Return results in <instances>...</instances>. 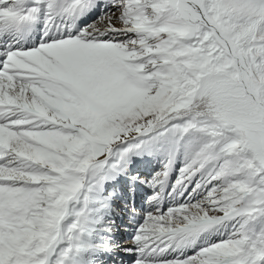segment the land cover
Here are the masks:
<instances>
[{"label": "rangeland", "instance_id": "374dc122", "mask_svg": "<svg viewBox=\"0 0 264 264\" xmlns=\"http://www.w3.org/2000/svg\"><path fill=\"white\" fill-rule=\"evenodd\" d=\"M89 1L99 4L81 23V28L89 26L108 8L104 17L116 15L120 21L103 29L97 38L121 51L118 66L127 68V74L136 80L132 86L134 100L130 105L119 102L118 106L107 108L103 117L87 116L79 126L65 123L61 126L67 130L63 134L69 140L66 151L58 148L54 159L37 160L45 165L42 169L37 170L35 166L34 171L26 173L38 175L39 179L24 186L23 207L28 209L24 215L26 231L13 232L14 241L24 235L25 241L40 242L37 250L28 254L39 258L49 256L47 263L50 264L58 259L61 250H70L66 236L77 227L79 213L89 209L91 221L81 234H89L91 245L81 254L83 261L75 260L77 264H198L200 261L264 264V77H261L264 74V14H249L246 8L240 14V9L229 4V0H190L204 12L207 23L182 0ZM9 5L13 8L16 3ZM102 6L106 10H100ZM1 7L13 10L7 5ZM12 17L9 13L8 20ZM210 24L231 45L240 64ZM92 39L96 38H90L91 42L97 41ZM258 41L259 45L255 43ZM61 76L59 81L65 85ZM8 108L0 107V137L9 121ZM16 109L19 110L12 108ZM46 118L50 120V116ZM24 123L20 132L24 130L27 137L18 134V129H13L16 130L13 135L21 141L24 137L27 155L32 144L28 139L33 140L31 127L47 132L52 131L53 123L43 119L40 125ZM83 147L88 150H80ZM115 148L129 156L125 164L130 170L119 177L115 171L121 157L120 153L114 155ZM8 149H11L10 142L0 144L5 155ZM32 150L40 151L41 146ZM82 154L89 157L87 166L79 159L84 157ZM205 155L207 160L192 170L190 167ZM16 157L6 155L1 161L17 165L13 164ZM242 157L248 161L243 169ZM174 160L175 165L169 169ZM211 164L216 168L204 175ZM88 171L105 184L101 197L95 200L88 196L92 191L83 185ZM133 176L138 178L139 185L130 192L134 189L130 181ZM127 178L130 179L126 181ZM72 181L78 185L73 187ZM123 183L125 186L120 190L119 185ZM243 188H248L250 193H244ZM109 192L113 195L111 198H107ZM116 192L121 198L115 196ZM251 202L255 203L252 210L248 206ZM245 207L250 209L248 215ZM151 214L162 217L160 227H169L167 215L176 218L179 230L170 232L171 238L168 235L149 237L140 228L150 221L151 217L145 219ZM118 216L127 220V226L126 223L117 226L122 220ZM127 227L129 233L120 237ZM34 229L37 235L32 234ZM245 235L249 239L245 240ZM181 241L185 247L188 244L192 248L176 251L175 246ZM173 242H176L174 246ZM230 243L248 259L239 263L234 256L239 252L233 253L232 249L221 254V247ZM107 249L114 254L113 258L103 255ZM233 257L237 258L234 262ZM0 264L6 263L0 260Z\"/></svg>", "mask_w": 264, "mask_h": 264}, {"label": "bare ground", "instance_id": "6f19581e", "mask_svg": "<svg viewBox=\"0 0 264 264\" xmlns=\"http://www.w3.org/2000/svg\"><path fill=\"white\" fill-rule=\"evenodd\" d=\"M182 1L185 2V0ZM10 2L16 3V6L14 5V7L11 8L9 5ZM37 2L38 0H0V65L3 69V71L0 70V72H2V74L0 75L2 76V78L0 79V107L5 108V106H10V108H8L7 110L10 111L9 115L11 116V118L9 116V121L4 126L5 129L3 127V134L2 137H0V144L8 142L9 145L10 142L11 149L7 150V156L12 155L13 158L16 157L14 154L23 156L16 157L17 159L16 161L14 160L15 162L13 164L16 163L17 165L12 166L7 164L6 162L1 161L2 158L6 157V155L2 150H0L3 152L2 154L0 152V260H3L6 264H48L47 262H49V256H47V258L46 256L39 258L33 256L31 257V254H28L34 253L37 250V246L40 245V242L32 244L31 242H29V240L25 241L24 235L20 240L14 241L11 234L13 232H20V229H24V231H26L24 215L26 214V211H28V209H24L23 207L25 204L23 201L24 197L22 196L23 190L25 189L24 186L26 184L34 183L39 179V177H37L38 175H26V173L34 171V169L32 168H34L35 166H37V170L39 168L42 169V167H44L45 165L40 164L37 160L44 161L49 158H51V160L54 159V151H58V148H60L62 151H66L65 148L67 147L65 146L68 145L67 141L69 140L66 139V137L68 136L63 135L65 131H67L66 128L61 126L64 123L68 124V126H79V123H81L80 121L86 119L87 116L95 115L98 118L103 117V115L107 112V108L112 109L113 107L118 106L119 102L130 105L134 100V87L132 86L134 85L133 83L136 80L132 77L133 75L130 76L129 74H127V68L124 69L123 67H121V64L120 66H118L120 60L118 53H121V51L119 52L118 48H116L114 44H109L104 41H98V38L100 36L97 34H101L103 29L109 28L110 25L120 24L119 19L115 18L116 15H108L104 17L103 14L98 17L97 20L91 22L89 26H83L81 30H79L76 34L74 33V31L76 30L73 29L75 16L79 15L77 19V25H80L81 22H84L87 17L94 13L99 2L93 3L89 0H40V4H37ZM228 3L233 4V6L238 10L240 9L239 12L242 11V8H246L249 14H264V0H229ZM6 5L13 10L10 11L7 7V11L6 9H3L1 7ZM195 7L197 10L194 7L192 8H194L198 12V9L200 7L196 4ZM235 8L234 12L236 10ZM239 12L237 15H239ZM9 13L13 14V17L10 18V21L8 20ZM198 13L200 14V12ZM202 13L203 16L201 14L200 16L206 21L207 18L203 11ZM49 14H56L57 21H47ZM240 14L242 13L240 12ZM58 20L61 22L59 23ZM64 23L66 24L64 25ZM212 29L214 30L215 27ZM68 36H72L73 39H70L72 37ZM90 38H96L92 40L97 41L91 42ZM224 42L225 41L223 40L222 43ZM255 43L259 45L260 41ZM107 51L111 52L108 53ZM231 53L237 59L234 52L231 51ZM237 62L239 63L238 59ZM60 74L62 75V80H65V85L61 83L62 81H59ZM261 77H264V74H262ZM78 81L81 83H78ZM64 96L66 98L62 99ZM12 108H19V110L16 109L17 111H14L12 110ZM28 109H30L31 112L34 113H42L40 117L43 119V121L47 120L49 123L52 122L53 128L52 131L46 132L41 128L40 131L35 130L37 129V126L31 127L34 129V131L32 132V135H30V138H32L33 140L26 138L29 141H32V144L29 145V148H31L30 153L26 155L25 153L28 146L27 144L22 142L23 140H25L22 136L25 135L23 134L25 132L24 130L23 133L20 132L22 131L20 128L23 126V122H27V124L30 123L28 125H40L39 121L42 122V119L38 115L29 113ZM47 115L50 116V120L46 118ZM13 129H18L17 133L22 134V141L20 140L21 138H15V135L13 134L16 130L13 131ZM40 132L42 134H40ZM17 140L22 143L17 144ZM71 144L74 145V143ZM38 145L41 146L40 151L32 150V148L37 149ZM4 149H7V147H4ZM68 149L70 150V148ZM83 149L85 150L87 148H80V150ZM113 152L114 155H118L121 150L115 148ZM114 155L113 157H115ZM77 157L80 156L78 155ZM120 157L121 163L116 166V177H119L120 175L125 173L126 170H130V166L128 167V165L125 164V161L129 156L120 153ZM207 157L208 156L205 155L201 159L202 161H198L193 167L190 168L192 170L196 167L198 168L199 164L203 163V160H205ZM79 159L83 161L85 166H87L90 162L88 161L89 157L87 159L84 156L82 159ZM1 162L3 164H1ZM175 162L176 161L174 160V163L172 165H169V169H171L175 165ZM247 162L248 161L245 158H240V165L242 166V169L247 166ZM59 164L61 165V163ZM132 164L131 166L133 168ZM214 168H216V165L211 164L205 169L204 173H202L204 175H207ZM86 173L87 176L83 185L85 187L87 186V188L92 191V195L88 196L95 200L101 197V194L105 188V184L99 179L95 178L94 174H92L90 171ZM25 175L27 180H25L24 178ZM220 175L221 174H219V176ZM225 176L226 175L224 174V171H222V178L225 179ZM210 177L212 176L210 175ZM117 179L118 183L119 178ZM129 179L130 178H127L126 181H128ZM130 181L132 184H135L132 185L135 186L134 189L132 188L133 192L136 190L137 185H139V182H137L138 178L136 176H133L131 177ZM122 182L123 181L121 180V183ZM71 184H73V187L78 185L74 181H72ZM19 185L20 187H17ZM114 186L116 187L117 184H115ZM124 186V183L121 184L120 190ZM247 189L248 188H243L242 190H244L245 193L246 191H248ZM116 193V197L120 198L119 193ZM121 195H124V193ZM127 196L126 199H128ZM254 196H256V194H254ZM257 198V200H259V197ZM262 200H264V198H262ZM254 204L255 203L252 202L249 203V208L251 209V206H254ZM250 209H245V213L247 215ZM149 217H151L150 221H147L146 224L142 225V227L140 228L144 233L148 232L149 237L154 236L160 238V236L165 237L168 235V238L169 236L171 238L172 231L179 230L177 229L179 221L176 220V218L170 217V215H167L166 218L169 222V227L158 226V223L162 222L161 216L151 214L145 220H147ZM34 219L35 218H33V220ZM119 219L121 218L119 217ZM90 221L91 216L89 214V209L79 213L76 222V226L79 228V230H76L77 227H74L73 229H71V233L68 234L69 236H66L68 242L67 244L69 245L70 250H61L57 257L58 259H55L54 262L51 261L50 264H75V260H82L81 254L83 252L86 253V250L88 249L87 245L90 244V236L89 234L82 235L81 230L86 225L88 226V224H90ZM122 222L123 219L120 220L121 224ZM122 230L124 229L122 228ZM198 233L202 234L203 232H200L199 230ZM32 234L37 235V229H34ZM121 236H124V233H121ZM243 238L245 240L247 238L249 239V237L246 238V235ZM190 239V241H192L191 237ZM193 239L195 240V237ZM154 242L156 243L155 240ZM172 244V246H174L176 242H173ZM180 245L184 247H180ZM228 246L229 245L226 244L221 247V254L224 253L225 250L227 252L231 249L233 250H231L233 253L239 252L235 244H231L229 247ZM186 247L188 248L190 247V245L186 244ZM186 247L184 244H182L181 241L180 244L175 246V250H179L182 252ZM19 250H23L25 253H21ZM241 250L243 251V249ZM246 252L248 254H251L249 253V250H247ZM105 254H107V251H105ZM244 254L245 253L239 252L234 255L235 257H238L239 263L242 262L245 258L248 259L247 256H243ZM235 257H233L232 262L237 260V258ZM204 263L205 262L200 261L198 264Z\"/></svg>", "mask_w": 264, "mask_h": 264}, {"label": "water", "instance_id": "95a60500", "mask_svg": "<svg viewBox=\"0 0 264 264\" xmlns=\"http://www.w3.org/2000/svg\"><path fill=\"white\" fill-rule=\"evenodd\" d=\"M185 2H187L189 5H191L192 7H194L195 9H196V7H195V4L194 3H192L190 0H185ZM197 10V9H196ZM198 12H200V14L203 16V13H202V11H201V9L199 8L198 9ZM212 28H214L213 26H211ZM215 31H216V33L219 35V32H218V30L217 29H214ZM228 44V43H227ZM229 47H230V50H232V47H231V45H229Z\"/></svg>", "mask_w": 264, "mask_h": 264}]
</instances>
